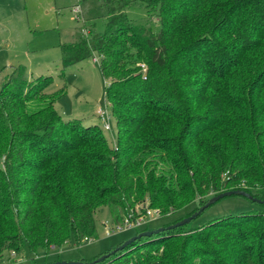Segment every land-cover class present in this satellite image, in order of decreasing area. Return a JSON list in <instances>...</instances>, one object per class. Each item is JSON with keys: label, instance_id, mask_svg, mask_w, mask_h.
Here are the masks:
<instances>
[{"label": "trees", "instance_id": "16d2710c", "mask_svg": "<svg viewBox=\"0 0 264 264\" xmlns=\"http://www.w3.org/2000/svg\"><path fill=\"white\" fill-rule=\"evenodd\" d=\"M102 2L104 30L59 48L62 69L99 57L116 145L99 125L60 115L65 90L48 91L52 75L14 67L0 83V254L94 236L103 206L144 212L148 200L166 215L230 189L264 199V0ZM135 6L156 15L158 32L129 20ZM259 222L264 231V209L172 242L185 224L94 264H264V235L247 230Z\"/></svg>", "mask_w": 264, "mask_h": 264}, {"label": "rangeland", "instance_id": "374dc122", "mask_svg": "<svg viewBox=\"0 0 264 264\" xmlns=\"http://www.w3.org/2000/svg\"><path fill=\"white\" fill-rule=\"evenodd\" d=\"M75 5L80 7V19H77L72 12ZM126 14L130 21L142 24L154 33L160 30L156 15H148L143 6L130 7L126 10ZM106 16L107 9L102 0H0V83L18 65L25 67L26 76L29 78L39 73L38 71H41L39 69L42 68L43 75H52L49 92L58 91L60 88L65 90V94L54 103L60 115L65 119H79L84 126L97 124L102 128L103 121L96 114L97 109L106 107L109 114L111 111L105 100L106 81L100 71L99 63L93 62L97 54L62 69L59 44L76 41L86 35L89 29L102 32L105 28ZM84 27L87 33H84ZM109 122L111 129L102 130L110 147L114 148L117 140V126L113 116L110 117ZM4 159V155H0V168L3 170ZM211 196L204 198L203 201H207ZM204 203L201 204V201L195 200L174 213L160 215L158 212L153 217H148L142 225L130 229L113 230L109 234L105 231L104 223L108 221L111 225L115 222V215L121 216L122 212L116 208L112 213L109 207L103 206L95 214L96 234L90 237L91 241H84V237H80L77 241L74 234H71L65 244L47 251L38 248L33 252L26 244L22 252L7 248L0 254V264H46L55 261L89 260L111 251L143 229L151 230L173 224L176 219L184 218L187 213ZM263 209L262 204L240 195L223 197L183 226L178 232L179 238L172 242L180 243L184 237L191 236L196 230L199 233L207 232L204 230L217 218L245 212H258ZM123 213L125 214L126 211ZM226 222L224 229H235L236 221L233 218L226 219ZM247 230L254 240L264 235L263 224L260 222L250 223ZM220 237L228 242L229 236L220 234ZM163 249L164 245H159L157 251L160 253ZM147 250L156 251L153 247ZM142 252H146L145 249H142ZM225 256L229 258V253L227 252ZM191 262L188 263L191 264Z\"/></svg>", "mask_w": 264, "mask_h": 264}, {"label": "water", "instance_id": "95a60500", "mask_svg": "<svg viewBox=\"0 0 264 264\" xmlns=\"http://www.w3.org/2000/svg\"><path fill=\"white\" fill-rule=\"evenodd\" d=\"M231 195H240V196L246 197L247 199H249L253 202L264 205V199L256 197L248 191H245L242 189L225 190V191H222V192H219V193L213 195L203 205H201L196 211H194L190 215L178 220L177 222L170 224L168 226H165V227H159L156 229L141 231V232L135 234L134 236H132L131 238L127 239L123 243L119 244L118 246L113 248L111 251L104 253V254H101L100 256L93 259L92 261H81V260L80 261H55V262L46 263V264H94V263L103 261L106 258L110 257L111 255L115 254L117 251L124 249L127 245H129L130 243H132L136 239H139L143 236H151L153 234H158V233L163 232L165 230L174 229L176 227L183 226V225L189 223L192 219L196 218L205 208H207L208 206H210L214 202L218 201L219 199L226 197V196H231Z\"/></svg>", "mask_w": 264, "mask_h": 264}, {"label": "built area", "instance_id": "2783aa9c", "mask_svg": "<svg viewBox=\"0 0 264 264\" xmlns=\"http://www.w3.org/2000/svg\"><path fill=\"white\" fill-rule=\"evenodd\" d=\"M72 12L75 14L77 19H80L79 16L81 15V10H80L79 5L73 6ZM85 31L84 33H87V31L86 32ZM98 60H99L98 56L93 58V62H98ZM141 67H142L141 68L142 73L144 74L146 71L145 64H141ZM96 114L98 115L100 120L103 121L102 129L110 130L111 126H110L109 120H110V117L112 116L111 112L109 114L106 107L104 108L100 107L97 109ZM142 213H145V214H142ZM155 214H158V210H154L150 208L148 206V201L146 200L144 204V212H141L140 210L134 211V209L129 208L127 209L125 214L124 213L122 214L120 221H115L114 223H111V225L107 221L106 223H104V228L107 234H109L113 230L130 229L134 226H139V225L144 224L148 220V217H153ZM84 241L89 242L91 241V238L84 237Z\"/></svg>", "mask_w": 264, "mask_h": 264}, {"label": "crops", "instance_id": "0c3cea01", "mask_svg": "<svg viewBox=\"0 0 264 264\" xmlns=\"http://www.w3.org/2000/svg\"><path fill=\"white\" fill-rule=\"evenodd\" d=\"M59 49H60V48H59ZM40 68H41V67H40ZM39 70H41V71H38L39 73H37V74H35V75H31V76L33 77V76H37V75L43 74V73H42V70H43V69L41 68V69H39ZM32 74H33V73H32ZM27 77L29 78V76H27Z\"/></svg>", "mask_w": 264, "mask_h": 264}]
</instances>
